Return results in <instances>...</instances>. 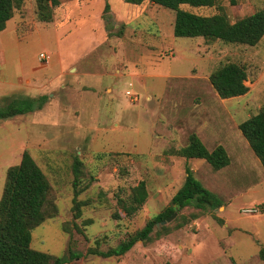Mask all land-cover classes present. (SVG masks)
I'll return each instance as SVG.
<instances>
[{"label": "rangeland", "instance_id": "374dc122", "mask_svg": "<svg viewBox=\"0 0 264 264\" xmlns=\"http://www.w3.org/2000/svg\"><path fill=\"white\" fill-rule=\"evenodd\" d=\"M17 1L0 32V91L19 88L0 107L16 98H48L40 110L0 120V196L7 168L27 149L50 185L48 217L32 229L30 247L79 254L66 264H264L258 257L264 204L253 203L264 199V169L238 128L264 108V36L254 46L176 37L174 11L147 1L58 0L49 21L38 19L35 0ZM180 8L222 12L234 22L264 10V0ZM229 62L245 69L248 91L222 99L209 76ZM192 133L209 150L222 144L229 164L214 170L203 159L178 155ZM76 157L82 164L74 196ZM186 166L221 206L177 210L121 256L87 254L116 247L162 211ZM140 181L147 198L127 216L118 199Z\"/></svg>", "mask_w": 264, "mask_h": 264}, {"label": "trees", "instance_id": "16d2710c", "mask_svg": "<svg viewBox=\"0 0 264 264\" xmlns=\"http://www.w3.org/2000/svg\"><path fill=\"white\" fill-rule=\"evenodd\" d=\"M35 1L38 19L49 21L52 10L58 6L59 1ZM145 1L174 11L173 35L176 37H202L218 39L224 43L254 46L264 36L263 9L230 22L222 12L200 15L180 8L184 5L212 7L216 4V0H124L132 5H139ZM17 5V0H0V32L5 29L7 22L12 18ZM108 11V5H105L103 12ZM246 77V71L241 65L229 62L217 67L210 74L209 81L218 96L226 99L244 95L248 91V86L245 84ZM47 98L46 94L16 98L0 107V120L40 110ZM238 128L264 169V108L239 123ZM176 153L186 159H203L214 170L226 167L230 161L224 146L217 145L209 150L194 133L189 135L187 144L177 149ZM81 164L82 162L77 157L72 164L74 196H77L79 191L77 187ZM184 172L183 182L172 195L169 204L147 220L140 230L119 242L116 247L104 251L89 248L87 254L102 258L121 256L137 242L149 240L156 223L167 219L177 210L189 205L201 210L221 206L219 197L204 187L193 176L188 166L185 167ZM49 191L50 185L45 174L29 151L24 149L20 161L7 168L0 196V264H66L79 256L71 250H68L67 257L53 256L30 247L32 229L48 217ZM147 195L146 184L140 181L131 188L126 197H119L118 204L127 216H131L140 209ZM79 206L80 204L76 203L77 212H79ZM258 257L264 260V245L259 247Z\"/></svg>", "mask_w": 264, "mask_h": 264}, {"label": "crops", "instance_id": "0c3cea01", "mask_svg": "<svg viewBox=\"0 0 264 264\" xmlns=\"http://www.w3.org/2000/svg\"><path fill=\"white\" fill-rule=\"evenodd\" d=\"M5 29H6V27H5ZM2 31H3V30H2ZM2 31H1V32H2ZM2 84H4V83H2ZM18 88H19V87H17V89H15L14 85H9V86H7V87H4L3 91H0V99H2V100H4V101H5V100L8 101L7 98H8L9 96H12L13 93L17 92ZM9 101H10V100H9ZM7 103H8V102H6V104H7ZM218 145H222V144H218ZM222 146H223V145H222ZM226 151H227V150H226ZM253 203L262 205V204H264V199H261V200H255ZM259 213H260V212H259ZM260 214L264 215V211H263V213H260Z\"/></svg>", "mask_w": 264, "mask_h": 264}, {"label": "built area", "instance_id": "2783aa9c", "mask_svg": "<svg viewBox=\"0 0 264 264\" xmlns=\"http://www.w3.org/2000/svg\"><path fill=\"white\" fill-rule=\"evenodd\" d=\"M39 57H40V59H41L42 61H44V62H48L49 59H50V55H49L48 53H40ZM130 94H131V93L128 92V95H129V96H132L133 100H135V99H136L135 95L133 96L132 94H131V95H130ZM259 210H260V211H264V207H263V206H260V207H259ZM244 211L252 212V211H257V209H256V207H255V208H247V209H245Z\"/></svg>", "mask_w": 264, "mask_h": 264}, {"label": "water", "instance_id": "95a60500", "mask_svg": "<svg viewBox=\"0 0 264 264\" xmlns=\"http://www.w3.org/2000/svg\"><path fill=\"white\" fill-rule=\"evenodd\" d=\"M175 214H176V212H174V213H173L171 216H169L167 219L162 220V221L156 223V226H157V227H160L161 225H164V224H166V223H169V222L174 218Z\"/></svg>", "mask_w": 264, "mask_h": 264}]
</instances>
